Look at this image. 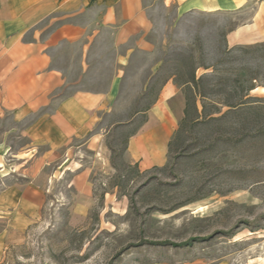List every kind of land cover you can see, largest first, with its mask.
I'll use <instances>...</instances> for the list:
<instances>
[{
  "label": "rangeland",
  "instance_id": "rangeland-1",
  "mask_svg": "<svg viewBox=\"0 0 264 264\" xmlns=\"http://www.w3.org/2000/svg\"><path fill=\"white\" fill-rule=\"evenodd\" d=\"M148 1L150 49L125 57L112 92L118 55L106 47L124 56L134 38L116 45L105 31L86 62L77 45L54 54L63 97L106 96L87 134L51 148L29 130L48 108L0 110V264H264V41L227 44L242 15ZM193 69L196 109L158 164L140 166L131 137L156 122L155 105L167 114L171 82L182 94L172 140Z\"/></svg>",
  "mask_w": 264,
  "mask_h": 264
},
{
  "label": "crops",
  "instance_id": "crops-1",
  "mask_svg": "<svg viewBox=\"0 0 264 264\" xmlns=\"http://www.w3.org/2000/svg\"><path fill=\"white\" fill-rule=\"evenodd\" d=\"M161 2L182 15H242L245 21L227 33V44L264 41V0ZM150 7L148 0H0V110L24 108L34 113L48 108L46 113L37 115L29 130L35 142L41 141L51 148L87 134L94 112L106 96L78 91L63 97L68 84L61 68L53 65L54 54H60L63 45H77L81 60L86 62L92 55V43L105 31L116 45L134 38V45L124 51V56L106 47V55L111 50L118 55L114 62L118 73L110 84L112 92L118 85L125 57L135 49H150L145 41L152 28ZM160 101L167 106L169 118L179 115L182 94L171 82L163 86ZM161 107L155 105L150 111L156 122H146L128 143V155L144 168L158 164L173 132Z\"/></svg>",
  "mask_w": 264,
  "mask_h": 264
},
{
  "label": "trees",
  "instance_id": "trees-1",
  "mask_svg": "<svg viewBox=\"0 0 264 264\" xmlns=\"http://www.w3.org/2000/svg\"><path fill=\"white\" fill-rule=\"evenodd\" d=\"M194 69L191 70L188 74L187 79H185L180 85L183 86V95H184V99H185V109L183 111L184 113V118L183 120L179 123V127L178 129L175 131L174 133V137H172V140H170V142L168 143V146H171L173 139L176 138L179 129H181L183 127V124L185 122V119L188 116V112H189V108H191V106H194V109H196L195 107V96L200 95L201 93L198 91V82L199 80L195 79V75H194ZM242 103H240L239 105H241ZM230 107H235V106H230ZM195 113L196 110H195ZM196 116H198V114H196Z\"/></svg>",
  "mask_w": 264,
  "mask_h": 264
}]
</instances>
